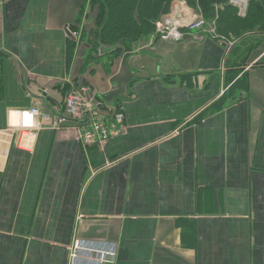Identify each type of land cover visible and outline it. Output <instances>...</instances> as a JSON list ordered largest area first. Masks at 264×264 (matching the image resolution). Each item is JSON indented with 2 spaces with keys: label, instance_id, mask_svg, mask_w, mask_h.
<instances>
[{
  "label": "crops",
  "instance_id": "0c3cea01",
  "mask_svg": "<svg viewBox=\"0 0 264 264\" xmlns=\"http://www.w3.org/2000/svg\"><path fill=\"white\" fill-rule=\"evenodd\" d=\"M184 2L163 18L202 14ZM94 16L0 0V264H72L76 238L116 244L113 264H264V29L230 50L209 23L119 49L90 40ZM87 83L125 113L105 145L9 127Z\"/></svg>",
  "mask_w": 264,
  "mask_h": 264
},
{
  "label": "built area",
  "instance_id": "2783aa9c",
  "mask_svg": "<svg viewBox=\"0 0 264 264\" xmlns=\"http://www.w3.org/2000/svg\"><path fill=\"white\" fill-rule=\"evenodd\" d=\"M184 4H186L184 2ZM173 15V14H172ZM209 23L213 32L216 22H208L202 14H198L190 21H183L168 16L156 23L157 34L161 40L181 41L185 37L184 29L189 32L202 29ZM215 33V32H214ZM216 35V33H215ZM220 41L226 42L230 50L237 40L216 36ZM20 116V121L14 120L11 129H41L50 128L59 132H68L79 143L90 145L93 143L105 145L109 139L120 131H125V113L97 98L91 84L74 86L67 93L64 108L59 113L44 112L39 106L29 110L13 112ZM35 121V126H25ZM17 125V126H13ZM117 245L101 241L76 238L71 246L72 264H113L117 254Z\"/></svg>",
  "mask_w": 264,
  "mask_h": 264
},
{
  "label": "trees",
  "instance_id": "16d2710c",
  "mask_svg": "<svg viewBox=\"0 0 264 264\" xmlns=\"http://www.w3.org/2000/svg\"><path fill=\"white\" fill-rule=\"evenodd\" d=\"M176 0H89L94 25L89 38L110 46L121 41H137L157 32L156 23L171 10ZM201 11L208 21H215L220 32L245 34L264 29V0H249L245 15L230 0H186ZM82 20V17H81ZM125 42L124 47H128ZM122 46L119 47V49ZM80 85V84H76ZM235 85H240L237 82ZM71 88L68 90V92Z\"/></svg>",
  "mask_w": 264,
  "mask_h": 264
},
{
  "label": "rangeland",
  "instance_id": "374dc122",
  "mask_svg": "<svg viewBox=\"0 0 264 264\" xmlns=\"http://www.w3.org/2000/svg\"><path fill=\"white\" fill-rule=\"evenodd\" d=\"M176 1H182V2H184V1H186V0H176ZM243 1H246V0H243ZM187 2V1H186ZM188 3V2H187ZM243 34H234L233 33V35H232V37L231 38H233L234 40H239V37L240 36H242ZM238 44H235L232 48H234V47H236ZM245 62V61H244Z\"/></svg>",
  "mask_w": 264,
  "mask_h": 264
},
{
  "label": "clouds",
  "instance_id": "9594fccd",
  "mask_svg": "<svg viewBox=\"0 0 264 264\" xmlns=\"http://www.w3.org/2000/svg\"><path fill=\"white\" fill-rule=\"evenodd\" d=\"M9 123L11 124V121ZM13 126H17V125H13ZM25 126H35V121L33 120L31 124H26Z\"/></svg>",
  "mask_w": 264,
  "mask_h": 264
},
{
  "label": "water",
  "instance_id": "95a60500",
  "mask_svg": "<svg viewBox=\"0 0 264 264\" xmlns=\"http://www.w3.org/2000/svg\"><path fill=\"white\" fill-rule=\"evenodd\" d=\"M232 3H233V4H235L236 2H235V1H233ZM69 34H70V31H69Z\"/></svg>",
  "mask_w": 264,
  "mask_h": 264
}]
</instances>
